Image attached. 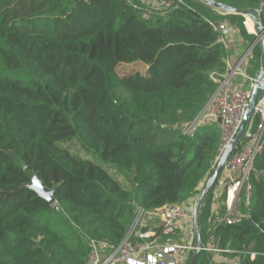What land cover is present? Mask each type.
<instances>
[{"label":"trees","instance_id":"1","mask_svg":"<svg viewBox=\"0 0 264 264\" xmlns=\"http://www.w3.org/2000/svg\"><path fill=\"white\" fill-rule=\"evenodd\" d=\"M213 1L264 10V0ZM150 10L140 0H0V264H85L90 239L120 243L138 207L186 205L213 174L218 124L193 137L180 130L230 57L209 22L236 26L246 47L255 36L243 16L202 0L145 19ZM137 63L146 73L117 72ZM250 64L260 71V45ZM120 88L129 99L116 98ZM74 139L97 161L62 147ZM256 169L248 218L215 232L234 253L202 252L197 264H264V152ZM34 177L54 190V205L30 189Z\"/></svg>","mask_w":264,"mask_h":264},{"label":"built area","instance_id":"2","mask_svg":"<svg viewBox=\"0 0 264 264\" xmlns=\"http://www.w3.org/2000/svg\"><path fill=\"white\" fill-rule=\"evenodd\" d=\"M182 3L183 0H154L153 7L144 18L148 19L152 14H165ZM245 19L248 33L255 36L254 42L238 58H228L224 74L213 77L216 91L199 116L191 123L180 125L185 136L193 137L201 126L218 124L222 140L213 172L241 125L253 89L259 83L257 74L261 69L256 76H250L248 70L254 49L261 46L264 32L257 34L255 22L250 18ZM250 20L252 24L248 26ZM209 24L218 33V42L226 48L240 37L239 29L228 21ZM263 152L264 92L242 140L205 195L204 190L210 178L201 185L196 198L186 205L169 204L158 209L138 207L120 243L89 240V258L85 264H190L198 252H206L213 257L234 253L221 247L215 232L220 227L239 225L248 218V213L243 209L249 210L251 206V178L257 173L256 160ZM210 194L213 196L210 227L203 233L201 215ZM250 256L251 260H255V253Z\"/></svg>","mask_w":264,"mask_h":264},{"label":"water","instance_id":"3","mask_svg":"<svg viewBox=\"0 0 264 264\" xmlns=\"http://www.w3.org/2000/svg\"><path fill=\"white\" fill-rule=\"evenodd\" d=\"M205 4L208 6L224 13L227 15H239L243 16L244 18H250L255 22L256 31L257 34H262L264 32V10H242V9H236L232 8L230 6L215 2L213 0H202ZM181 5V4H180ZM179 5V6H180ZM261 48H262V66L261 71L257 74V79L259 80V83L256 85V87L253 89L249 108L241 122V125L239 126L235 136L227 146L222 158L220 159L219 163L217 164L212 176L210 177L206 188L204 190V194L209 191L211 186L217 181L219 175L222 172L223 167L225 166L226 162L231 157L232 153L234 152L235 148L238 146L240 141L242 140V137L247 130L250 121L254 115L255 108L257 106V103L259 99L261 98L263 92H264V37L261 42ZM30 189L34 191L37 196L46 202H48L50 205L55 204V198H54V190H50L36 178L34 177L33 183L30 186ZM200 258V252H198L193 259L191 260L190 264H197L198 260Z\"/></svg>","mask_w":264,"mask_h":264},{"label":"rangeland","instance_id":"4","mask_svg":"<svg viewBox=\"0 0 264 264\" xmlns=\"http://www.w3.org/2000/svg\"><path fill=\"white\" fill-rule=\"evenodd\" d=\"M149 6H151V8H152L153 4H150ZM240 37H241V35H240ZM252 70H253V67L250 64L249 70H248V74L250 76H256L257 73L252 72ZM146 71H147V68L145 66H143L141 63L131 64V65H122V66H119L118 69H117V72L122 77L123 76H128L130 74H134V73H137V72H141L142 74H144V73H146ZM116 98L119 99V100H127V99L130 98V96L128 95V93H126V91L124 89L120 88L116 92ZM62 147L66 148L67 150H69V152L73 156H75L76 158H79V159H90V160L97 161L92 156L86 154L83 151L81 145L79 144V142L76 139L68 141V142L62 144ZM99 164L102 165L101 163H99ZM110 175L113 178H116L124 188L130 189L129 184L127 182H125L122 178L118 177V175L115 172L111 171Z\"/></svg>","mask_w":264,"mask_h":264},{"label":"crops","instance_id":"5","mask_svg":"<svg viewBox=\"0 0 264 264\" xmlns=\"http://www.w3.org/2000/svg\"><path fill=\"white\" fill-rule=\"evenodd\" d=\"M143 4H145L147 7L151 8L149 6L150 4H153L154 0H140ZM246 48L244 45V41L242 37H237L235 41H233L229 47L230 49V56L234 59L238 58L242 51Z\"/></svg>","mask_w":264,"mask_h":264},{"label":"bare ground","instance_id":"6","mask_svg":"<svg viewBox=\"0 0 264 264\" xmlns=\"http://www.w3.org/2000/svg\"><path fill=\"white\" fill-rule=\"evenodd\" d=\"M251 24H252V22H251V20L248 22V26H251Z\"/></svg>","mask_w":264,"mask_h":264}]
</instances>
